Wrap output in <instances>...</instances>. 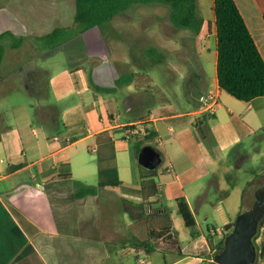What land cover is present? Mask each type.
<instances>
[{
    "label": "crops",
    "instance_id": "crops-1",
    "mask_svg": "<svg viewBox=\"0 0 264 264\" xmlns=\"http://www.w3.org/2000/svg\"><path fill=\"white\" fill-rule=\"evenodd\" d=\"M235 2L264 59V0ZM75 13L76 7L65 22L62 9L55 17L48 0H10L0 9V33L43 36L72 25ZM198 13L204 20L198 35L164 21L158 30L142 21L123 28L118 15L110 23V44L99 28L69 40L62 47L66 67L49 75L59 130L38 131L28 121L30 136L27 128L3 119L0 126L9 129L0 140V264H162L160 255L136 246L144 228L138 229L123 206L124 200L134 205L143 201L136 148L142 141L162 157L156 168L159 201L171 216L176 242L161 241L157 249L171 253L170 264L212 261L221 230L236 220L222 206L231 194L219 173L227 171L222 170L227 156L245 152L248 139L262 138L264 97L242 101L220 87L215 0H198ZM75 42L81 53L68 49ZM155 47L162 59L145 61ZM87 53L103 61L89 65ZM208 58L214 61L213 75L204 62ZM123 64L125 71L119 68ZM153 67L163 70L170 87L155 83ZM129 73L136 77L120 84ZM177 74L181 87L175 85ZM209 92L219 96L213 113L203 109ZM134 125L146 134L129 135ZM75 181L117 184L77 198ZM211 190L216 199L210 198ZM179 199L187 201L195 226L186 225ZM154 201L156 197L149 200ZM231 213L239 215L235 209ZM209 219L216 224H208ZM254 243L256 264H264V223Z\"/></svg>",
    "mask_w": 264,
    "mask_h": 264
},
{
    "label": "trees",
    "instance_id": "trees-1",
    "mask_svg": "<svg viewBox=\"0 0 264 264\" xmlns=\"http://www.w3.org/2000/svg\"><path fill=\"white\" fill-rule=\"evenodd\" d=\"M149 4L168 6L170 21L177 29L200 34L204 20L198 13V0H75L76 13L72 25L59 26L48 34L30 36L29 39L41 50L56 51L69 40L95 28L101 30L108 28L116 16L126 13L132 7ZM215 13L218 35L217 75L220 87L242 101L264 97V59L235 0H215ZM26 39L27 37L15 35L10 30L0 33V67L6 54L7 43L9 42L16 49ZM135 77L134 73L123 74L119 82L120 84L130 82ZM107 90L112 92V89ZM1 122L0 118V125ZM8 129L9 127L0 128V140L2 132ZM146 143L144 141L136 143L138 153ZM261 176L264 179V174ZM157 177V169L149 170L140 166L143 201L138 205L128 200L123 201L124 208L130 211L134 220L139 223L138 229L147 230V237L141 236L135 239L136 246L143 248L147 253L157 249L161 241L172 246L176 244L171 235L173 226L171 216L163 213L159 201L161 187L156 181ZM116 184L103 183L99 186H89L75 181L76 197L95 195L99 188ZM250 190L249 188L243 194V207L250 206L252 209L261 200L260 193L264 192V184L257 188L253 202H251ZM155 197L157 201L149 202L150 198ZM178 205L186 225L195 226V218L187 201L179 199ZM235 221L225 226L221 241L213 246L215 252L211 257L212 261L208 264H216L215 256L224 249L225 239L233 231ZM263 223L264 218L260 225Z\"/></svg>",
    "mask_w": 264,
    "mask_h": 264
},
{
    "label": "rangeland",
    "instance_id": "rangeland-1",
    "mask_svg": "<svg viewBox=\"0 0 264 264\" xmlns=\"http://www.w3.org/2000/svg\"><path fill=\"white\" fill-rule=\"evenodd\" d=\"M48 1L53 2L55 17L59 10L61 11L62 9L64 16L67 18L63 21H71V16L75 9V0ZM9 2L10 0H0V9L8 7ZM118 20L123 28L125 26L128 27V24L131 25L142 21L141 23L150 24L151 28L158 30V22L164 21L168 24L171 22L170 8L163 4L134 6L126 13L120 15ZM57 22L59 21L55 20V23ZM109 28L110 24L108 28L103 29L108 44H110ZM166 32L170 31L167 29L165 30ZM29 37L30 35L16 49L9 42L7 43L6 54L0 67V93L2 94H0V118L2 122L4 121L3 119H6L7 125H15L19 129L27 128V133L30 136H33V132L32 128L27 126L28 121L32 122V126L38 131L45 129L55 133L60 127L56 107L58 101L52 91L49 75L51 76L66 67L68 62L67 54L62 48L56 51L41 50ZM92 42V39L88 41L90 45ZM78 44L79 42H75L68 49L72 50V53H81V48L77 47ZM86 56L90 58L89 65L103 61V58L96 54L91 56V53H87ZM162 57L163 52L155 47L151 53L147 54L145 61L150 60L151 63L152 59L155 61L162 59ZM204 62L208 69L211 70L210 74L213 75V58H208ZM123 65V67H119L121 71L126 70L125 64ZM150 71L155 76V83L160 88H163V85L170 87L171 84L169 83L168 85L161 68L153 67ZM181 83L182 80L177 74V83L175 85L181 87ZM261 137L259 142H256V138L248 139L245 142V152L227 156L225 158V167L222 168V170L226 169L227 171L219 173L221 184L227 187L226 189L231 194L229 199H226V202L223 203L225 205L222 206L226 215L231 216L233 219H236L237 216L236 214L231 215V209L238 210L239 214L250 210V206L243 207L244 192L251 188L250 198L251 202H253L257 188L264 184V179L261 178V175L264 174V134ZM0 151H2V148H0ZM89 182L96 183L93 179ZM220 194L223 193L221 192ZM210 198H215L213 190H211ZM212 223L216 224L212 219H209L208 224ZM185 229L188 230L186 227ZM142 236L147 237L146 229H144ZM149 254L153 256L160 255L162 264H165L164 256L168 259V263H171L170 257L172 255L170 252H161L158 249H154Z\"/></svg>",
    "mask_w": 264,
    "mask_h": 264
},
{
    "label": "water",
    "instance_id": "water-1",
    "mask_svg": "<svg viewBox=\"0 0 264 264\" xmlns=\"http://www.w3.org/2000/svg\"><path fill=\"white\" fill-rule=\"evenodd\" d=\"M139 163L154 170L162 163L159 151L152 145L144 146L138 153ZM254 208L242 212L235 221L233 231L225 239L224 249L215 256L216 264H255L257 248L254 243L260 222L264 218V192Z\"/></svg>",
    "mask_w": 264,
    "mask_h": 264
},
{
    "label": "built area",
    "instance_id": "built-area-1",
    "mask_svg": "<svg viewBox=\"0 0 264 264\" xmlns=\"http://www.w3.org/2000/svg\"><path fill=\"white\" fill-rule=\"evenodd\" d=\"M219 103V96L215 92H209L206 94L203 101V109L208 112L213 113L215 111L216 105ZM146 134V130L138 127L137 125L131 126L129 128V135L133 136H142ZM221 232L224 234L225 229H222Z\"/></svg>",
    "mask_w": 264,
    "mask_h": 264
}]
</instances>
